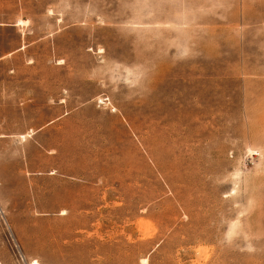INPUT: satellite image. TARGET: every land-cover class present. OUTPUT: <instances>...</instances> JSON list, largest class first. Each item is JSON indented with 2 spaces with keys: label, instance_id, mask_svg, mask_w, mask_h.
<instances>
[{
  "label": "rangeland",
  "instance_id": "obj_1",
  "mask_svg": "<svg viewBox=\"0 0 264 264\" xmlns=\"http://www.w3.org/2000/svg\"><path fill=\"white\" fill-rule=\"evenodd\" d=\"M0 264H264V0H0Z\"/></svg>",
  "mask_w": 264,
  "mask_h": 264
},
{
  "label": "bare ground",
  "instance_id": "obj_2",
  "mask_svg": "<svg viewBox=\"0 0 264 264\" xmlns=\"http://www.w3.org/2000/svg\"><path fill=\"white\" fill-rule=\"evenodd\" d=\"M147 261V260H146Z\"/></svg>",
  "mask_w": 264,
  "mask_h": 264
}]
</instances>
